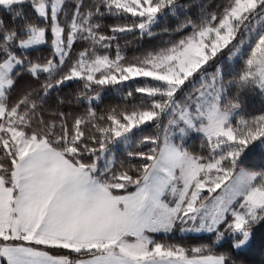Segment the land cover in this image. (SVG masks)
I'll return each instance as SVG.
<instances>
[{"label": "snow or ice", "instance_id": "6c2138e0", "mask_svg": "<svg viewBox=\"0 0 264 264\" xmlns=\"http://www.w3.org/2000/svg\"><path fill=\"white\" fill-rule=\"evenodd\" d=\"M249 94L264 0H0V264H264Z\"/></svg>", "mask_w": 264, "mask_h": 264}, {"label": "trees", "instance_id": "16d2710c", "mask_svg": "<svg viewBox=\"0 0 264 264\" xmlns=\"http://www.w3.org/2000/svg\"><path fill=\"white\" fill-rule=\"evenodd\" d=\"M193 2H195V0H193ZM226 2L227 0H200V3L203 5H206L209 11L216 10L217 4L226 3ZM195 11L196 9L193 8L192 14H195ZM163 27H164V24L158 25L155 30L159 31ZM161 39H164V37H157L156 40L153 41V43L158 42ZM128 51L129 53H131L132 49L129 48ZM227 56H228V53H225V59H227ZM72 87H75V85H73ZM65 91H67V89H65ZM102 95H104V105L115 104V103H118L120 100V94L115 91H112L110 93H103ZM245 103H246L247 110L249 112H255V111L260 110L261 108H264V98H262L261 96L257 94H249L246 97ZM104 105H101V107H103ZM188 143L195 148V147H198L199 140L197 137H195V135H193V137L188 140ZM207 235L208 234L206 233L185 234V235H178V234L172 235V234L160 233V234H156L154 238L162 243H182L185 246H195L199 243L207 242V240L204 239L205 237H207ZM250 256L253 260L257 262L259 261L260 253L258 250V245L256 246V249L252 253H250Z\"/></svg>", "mask_w": 264, "mask_h": 264}, {"label": "rangeland", "instance_id": "374dc122", "mask_svg": "<svg viewBox=\"0 0 264 264\" xmlns=\"http://www.w3.org/2000/svg\"><path fill=\"white\" fill-rule=\"evenodd\" d=\"M160 234V233H159ZM169 234H180V235H183V234H200V233H192V232H180L179 230V227H177L172 233H169Z\"/></svg>", "mask_w": 264, "mask_h": 264}, {"label": "crops", "instance_id": "0c3cea01", "mask_svg": "<svg viewBox=\"0 0 264 264\" xmlns=\"http://www.w3.org/2000/svg\"><path fill=\"white\" fill-rule=\"evenodd\" d=\"M164 234V233H163ZM178 235H180V234H178ZM183 235H185V234H183Z\"/></svg>", "mask_w": 264, "mask_h": 264}]
</instances>
